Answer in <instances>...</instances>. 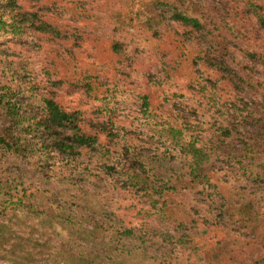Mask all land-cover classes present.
Wrapping results in <instances>:
<instances>
[{
	"label": "trees",
	"instance_id": "trees-1",
	"mask_svg": "<svg viewBox=\"0 0 264 264\" xmlns=\"http://www.w3.org/2000/svg\"><path fill=\"white\" fill-rule=\"evenodd\" d=\"M132 1L0 0L1 257L264 264V0H150L139 29Z\"/></svg>",
	"mask_w": 264,
	"mask_h": 264
},
{
	"label": "rangeland",
	"instance_id": "rangeland-1",
	"mask_svg": "<svg viewBox=\"0 0 264 264\" xmlns=\"http://www.w3.org/2000/svg\"><path fill=\"white\" fill-rule=\"evenodd\" d=\"M150 0H133L127 5H124L122 8L118 9V11H121L120 14L124 16V18L127 21L128 27L133 29H139L140 21L143 19V9L145 4ZM206 6L209 8H213L215 3L210 2L209 0H203ZM117 11V9H116ZM105 15V13L100 14ZM100 24H104L103 20H100ZM163 41V40H162ZM152 44H159L157 41H151ZM163 44V43H162ZM162 47V46H161ZM146 49H149V46H146ZM24 52L29 55L30 57H35V52L31 46H27L24 50ZM144 56H146V53H142ZM95 61H101V71L100 74L102 75L101 80L105 81L107 78H109L112 75V61L110 57V53L108 51V41L104 40L100 43V48L97 49V51L94 54ZM239 59H243V56L238 54ZM244 60V59H243ZM246 61V60H245ZM186 70V68H185ZM178 80L182 81V78L178 76ZM132 112V109L124 110V113H130ZM22 219H25L26 223H19ZM8 224L11 227V235L10 237H14L18 234H24V233H30L34 232V235L38 241H40L41 244H46V248L49 250H54L55 247H58L59 245H62L64 240L66 239V231L56 222L47 221L41 217H31L28 218L27 216H23L22 213H18L17 215L10 216L8 220ZM33 229V230H32ZM215 233L217 230H215ZM13 241V240H10ZM7 243H4V246L0 243V264H13L8 258L1 257L2 251H4L5 248H8ZM44 246H42V253L38 255V257H45L46 256V249ZM12 258V257H10Z\"/></svg>",
	"mask_w": 264,
	"mask_h": 264
}]
</instances>
